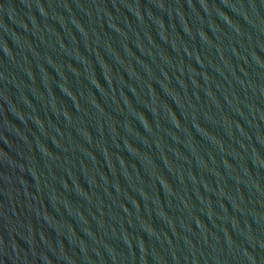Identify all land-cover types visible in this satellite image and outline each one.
Wrapping results in <instances>:
<instances>
[{
	"label": "water",
	"instance_id": "95a60500",
	"mask_svg": "<svg viewBox=\"0 0 264 264\" xmlns=\"http://www.w3.org/2000/svg\"><path fill=\"white\" fill-rule=\"evenodd\" d=\"M0 264H264V0H0Z\"/></svg>",
	"mask_w": 264,
	"mask_h": 264
}]
</instances>
